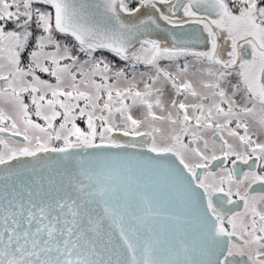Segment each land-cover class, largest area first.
I'll return each mask as SVG.
<instances>
[{"label": "snow or ice", "instance_id": "1", "mask_svg": "<svg viewBox=\"0 0 264 264\" xmlns=\"http://www.w3.org/2000/svg\"><path fill=\"white\" fill-rule=\"evenodd\" d=\"M0 264H264V0H0Z\"/></svg>", "mask_w": 264, "mask_h": 264}, {"label": "flooded vegetation", "instance_id": "2", "mask_svg": "<svg viewBox=\"0 0 264 264\" xmlns=\"http://www.w3.org/2000/svg\"><path fill=\"white\" fill-rule=\"evenodd\" d=\"M109 58H111V56ZM257 190H259V189H257Z\"/></svg>", "mask_w": 264, "mask_h": 264}]
</instances>
